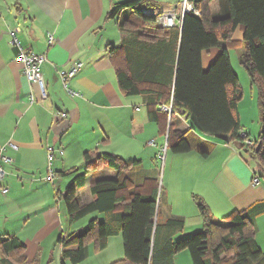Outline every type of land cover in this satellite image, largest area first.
I'll list each match as a JSON object with an SVG mask.
<instances>
[{"label":"crops","instance_id":"1","mask_svg":"<svg viewBox=\"0 0 264 264\" xmlns=\"http://www.w3.org/2000/svg\"><path fill=\"white\" fill-rule=\"evenodd\" d=\"M118 1L0 0V144L14 142L18 145L17 151L5 148V154L12 161L4 165L5 177L1 186L8 187L9 191L3 193L0 188V240L15 236L23 242L24 249L14 260L22 257L27 264H48L54 259V254L57 258L60 253L62 255L63 247L58 239L61 234L64 237L68 234H64L61 229L59 201L66 191V187L62 185L69 182L74 174L60 173L74 167L67 154L73 147L74 139L79 137L80 130L87 127L88 121L91 122L95 143L80 145V154L87 151L114 153L127 162H138L118 174L117 170L97 160L95 163L99 166L85 175L84 186L76 190L75 196L80 204L95 199L89 191V184L94 179H121L140 169L152 171L158 168L155 156L154 159L148 157L146 161L141 157L145 147L149 145L148 139L139 140L138 136L148 130L154 136L151 139L154 141L153 146L161 149L163 127L160 122L148 120L145 97L125 95L119 89L115 70L109 59L108 45L116 46L126 36L116 17L107 16ZM181 1L142 0L153 9L176 5ZM227 1H211L210 11L213 17L222 15V7ZM14 27L20 28L17 38L25 50L46 56L41 67L47 94L45 98L41 96L38 85L26 80L22 73L17 47L9 43L8 31ZM236 29L242 33L241 26ZM48 35H51L50 43ZM223 45L228 51V41ZM243 50L242 47L239 63ZM220 51L221 48L212 47L202 52L203 70L213 63ZM230 63L238 76L231 60ZM73 64L80 66L69 79L68 88L73 92L71 93L64 88L58 72L69 69ZM239 88L242 89L240 83ZM29 96H32V102L28 101ZM241 99L239 103L243 101ZM239 103L241 134L248 135L249 131L241 123ZM248 104L251 105H244ZM61 111L67 114L64 120L58 116ZM161 118L164 119L163 115ZM169 119L168 115V124ZM174 124L177 130L188 128L186 136L192 143V149L184 153L170 152V156L165 157L167 177L162 180L165 190L162 191L159 207L160 221L181 217L184 223L181 232L186 233L188 227L192 228V232L200 231L203 219L193 195L202 198L212 219L217 221H223L233 211H247L255 204L264 203V184L260 181L256 185L251 184L252 178L259 176V172L246 155L241 153L239 143L225 142L191 129L189 121L181 116L174 119ZM155 135L162 140L157 145ZM60 146L64 151L62 155L56 151ZM49 147L55 150L50 159ZM164 147L166 148V134ZM125 148L130 151L128 155L121 151ZM200 150L207 151V154L202 155ZM167 152L165 151L166 155ZM53 159L55 160L52 161ZM193 163H197L196 167ZM205 165L207 166L201 169ZM97 169H104L109 175L97 177L94 173ZM50 170L54 172L52 181L47 179ZM260 219H264V212L255 218L254 223L257 224ZM256 232L262 234L263 228L258 225ZM257 233L255 240L261 248ZM177 235L178 233L174 238ZM113 245L117 249L112 256L109 249ZM179 254L175 255L174 264ZM98 255L102 257L100 260H105L100 264L122 260V237H108L107 246ZM2 258L3 252L0 250V264ZM62 261L61 259V263ZM67 261L64 259L63 263L66 264ZM189 261L191 264L190 259Z\"/></svg>","mask_w":264,"mask_h":264},{"label":"trees","instance_id":"2","mask_svg":"<svg viewBox=\"0 0 264 264\" xmlns=\"http://www.w3.org/2000/svg\"><path fill=\"white\" fill-rule=\"evenodd\" d=\"M211 1L192 2L200 15L186 14L181 29L157 27L155 17L144 13L153 7L142 0L116 2L107 16L117 17L124 9L116 21L125 33L132 35L125 36L116 46L108 45L109 59L119 89L125 95L145 97L148 120L161 123L162 135L166 134V152L184 153L192 149L186 136L188 128H174V119L181 116L189 121L191 129L239 143L240 148L259 160V167L264 170V0H228L218 18L211 14ZM125 8L133 11L125 12ZM238 26L242 27L244 44L240 64L258 90L260 133L253 146L245 145L247 134L241 135L238 102L242 92L223 45ZM138 28L143 29L139 32ZM212 47L221 51L203 70L202 52ZM200 153L206 155L207 151ZM83 155L86 170L74 175L60 196L66 217L72 222L93 212H104L106 219L90 218L70 235L61 234L58 241L63 247V261L82 262L89 254L88 243H94V249L101 251L107 246L108 237L120 235L124 258L111 264H174L175 255L183 250L189 251L191 264H264L254 226L255 218L264 212V203L247 211H233L223 221H217L212 219L202 198L193 195L203 219L202 229L175 240L184 223L181 217L159 219L162 187L159 192L158 168L140 169L121 179H94L89 191L95 199L80 204L76 190L84 186L85 175L99 166L92 161L93 157L118 174L138 162H127L114 153L87 151ZM75 170L73 167L60 174H74ZM23 249V242L15 236L1 239V264H27L22 257L14 260Z\"/></svg>","mask_w":264,"mask_h":264},{"label":"rangeland","instance_id":"3","mask_svg":"<svg viewBox=\"0 0 264 264\" xmlns=\"http://www.w3.org/2000/svg\"><path fill=\"white\" fill-rule=\"evenodd\" d=\"M115 5V4H114ZM123 10L120 11L119 15L116 17L119 18L121 13ZM126 11H133L132 8H125V12ZM151 28V26H150ZM143 28H138L137 30L140 32ZM132 35V32H126V37ZM242 36L243 33H241L239 31V29H235L230 37V39L228 40V51H229V55H230V60L232 62L233 68L236 69L237 71V78L239 79V83L240 85H242V99L243 101L241 103H239V106L241 108L240 112L242 114V125L244 127V129H246L247 131H249L248 133V138L252 139V140H257L258 135L260 133V124H259V108H258V103H257V97H258V90L257 87L255 85H252L250 83L249 77L247 75L246 70L244 69V67L239 63V53L240 51H242V47H244L243 41H242ZM246 85V86H245ZM253 86V87H251ZM252 88H253V92H252ZM253 94V95H252ZM241 99V100H242ZM253 99V100H252ZM253 101V103L251 102ZM246 103H250L251 105L248 104L249 106V111H248V106L244 105ZM254 104V105H253ZM254 108V109H253ZM239 113V111H238ZM240 118V115H239ZM91 122L88 121L87 123V127H85V129L80 130V135L79 137L75 140L74 139V143H73V147L72 149L69 151V153L67 154V151L65 150L67 157H71V162L74 163V168H76V170L74 172V175L79 174V173H83L86 170V163L87 161L85 160L84 157V153L80 154L79 149H80V145H92L95 143V136L94 133L91 131ZM139 140H143L146 141L151 140L154 138V136L152 134H149L148 130L141 133L139 136ZM155 145L159 144L162 140H159V138L155 135ZM147 140V142H148ZM164 141H165V136H163V141H162V148H158L157 146H153V145H148L149 146H144L146 149L143 151V154L141 155V157H144V161L147 160L148 157L153 158L155 156V159L157 161L156 165L159 169L158 172V184H159V192L161 190L162 187V191L165 190V188H163V181L165 180V177H167V167L165 166V157L167 158L168 156H170V151L167 152V155L165 154V147H164ZM233 144H236L237 142L233 141ZM145 145V144H144ZM67 149V148H65ZM114 149V147L112 148ZM239 150H241V153L244 155H246V157L248 158V160L251 162V164L253 165V167L257 170V172H259V179L260 182L262 184H264V170H262L259 167V160L255 157H252L250 152H246L244 150V148H240ZM78 151V152H77ZM123 154L128 155V153L130 152L127 148L121 150ZM214 152V151H213ZM196 153V152H195ZM154 159V158H153ZM55 159H53L52 161H54ZM92 161L95 163L96 159L93 157ZM130 161V160H129ZM194 164V163H193ZM195 163L194 167H196ZM207 165H205L202 168H205ZM73 168V167H72ZM105 170H108V167H105ZM95 176L97 177H106L109 175V172L104 171V169H97L94 171ZM68 184L64 183L62 185V187H66ZM84 191V190H83ZM88 192V191H87ZM59 203H61V215H62V219H61V229L64 230V234H68L70 235L71 233H73L74 231H76L79 227H82L83 225H85L88 220L90 218H98L99 221H104L106 219V213L104 212H93L90 214H87L83 217L77 218L75 220H73L72 222H69V220L65 217V213H66V209L63 203V200H60ZM221 221V220H218ZM259 223V224H258ZM256 224H254L255 226V235H256V231H258V225L259 227L261 226L263 228V232L262 234L257 233L258 235V241L259 243H261V248L260 250L264 253V239H263V235H264V219H260L259 222ZM192 228L188 227L185 232H181L178 233V237H175V240L184 238V237H188L190 235H192L194 232H192L191 230ZM117 247L115 245H113L110 249H109V254L110 255H114L115 251H116ZM88 250H89V254L88 257L83 260L82 262L79 263H72L71 261H67L66 264H100V262H103L105 260H100V257L98 255L99 251H96L94 249V243L92 244V242L88 243ZM179 257L177 259V261L175 262V264H189V259L191 260L190 257V253L188 250H183L179 252ZM61 259H62V255L61 253L59 254V257L57 258L54 254V259L51 260L48 264H60L61 263ZM67 260V259H66ZM45 264V263H44Z\"/></svg>","mask_w":264,"mask_h":264},{"label":"built area","instance_id":"4","mask_svg":"<svg viewBox=\"0 0 264 264\" xmlns=\"http://www.w3.org/2000/svg\"><path fill=\"white\" fill-rule=\"evenodd\" d=\"M145 14L151 15L155 17V25L160 28L170 29V28H178L181 29L183 17L186 14H192L193 16H199L200 12L197 6L188 0H182L179 4L170 5L164 8L159 9H148L144 11ZM20 31L19 27H14L8 31L10 40L9 43L13 46L17 47V58L22 62V73L26 80L30 82H34L38 85L40 89L41 96L43 98L46 97L45 84L42 77L41 67L44 61L46 60V56L43 53H36L31 50H25L20 44L17 33ZM48 42H51V35H48ZM80 64H73L67 70H59V77L65 89L70 90L68 88L69 79L75 75L78 71ZM71 93H73L70 90ZM29 102L33 101L32 96H29ZM165 110H169L167 107H163ZM58 116L61 120L67 118V114L64 111L58 112ZM244 136L245 134H241ZM149 145H154L153 140H148ZM245 145L253 146L254 141L245 140ZM9 148L13 151L18 150V145L14 142H7L6 145L0 144V188L3 193H7L9 191L8 187H1L3 179L5 177L4 165L10 163L12 161L11 157L5 154V148ZM55 150L52 147L48 148V156L49 159L53 156ZM59 155L63 154V148L60 146L58 150H56ZM54 178V172L51 170L47 175V179L52 181ZM260 181L259 177L255 175L252 178L251 184L256 185Z\"/></svg>","mask_w":264,"mask_h":264},{"label":"water","instance_id":"5","mask_svg":"<svg viewBox=\"0 0 264 264\" xmlns=\"http://www.w3.org/2000/svg\"><path fill=\"white\" fill-rule=\"evenodd\" d=\"M169 112H171V109H169ZM224 140H226L227 142H230V138H222ZM259 149V145L257 146V150Z\"/></svg>","mask_w":264,"mask_h":264}]
</instances>
